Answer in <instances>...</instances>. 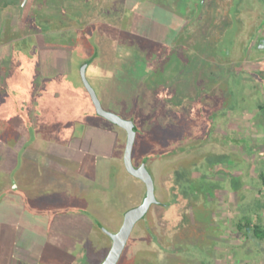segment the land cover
<instances>
[{
  "label": "rangeland",
  "instance_id": "1",
  "mask_svg": "<svg viewBox=\"0 0 264 264\" xmlns=\"http://www.w3.org/2000/svg\"><path fill=\"white\" fill-rule=\"evenodd\" d=\"M152 11L150 12L153 14ZM232 12L240 14L238 17L241 22L234 23L226 37L217 42L219 52L222 53L224 50L230 58L228 67L230 74L224 75L222 71L219 73V69L213 79L218 83L221 94H224L222 96L218 92L215 93L216 101L218 100L217 108L204 104L201 97H196L197 100L183 98L179 91H172L178 94L177 98L182 97L178 102L182 103L181 106L186 108V112L194 113L196 118L191 119L195 120V123L186 119L176 124L175 121L179 120L170 118L169 124L162 129L164 119L157 113L154 125L149 130H144L143 135L138 133L132 160L135 165H140L144 159H148V168L154 178L156 197L158 201L163 202L169 196L167 180L176 176L175 165L179 158L191 159L193 154L199 152L205 154L213 147L217 150L227 149L222 140H219L221 134L227 137V134L222 133L226 129V132H229L226 143L232 141L235 146L240 130L252 146L242 153L244 160L240 165L241 173L248 177L247 182L250 185L251 183L256 185L249 189L241 205L236 196L231 191H227L214 204L215 214L218 217L214 220L209 218L210 212H207L206 208L200 209L201 214L197 219L194 218L193 206H191L189 217L181 222L180 229H175L171 235H167L166 242L160 240L162 237L159 234H156L158 240L152 241V245L149 241L143 240V244L146 241L150 248L155 250L149 258V264H264V240L253 236L244 237L242 232L237 230L234 222L243 209H246L245 211L255 220L260 218L264 222V207L260 206L262 202L264 204V186L256 183L259 182L258 174L264 172V47L260 39L264 33V0H235ZM154 13L159 15L162 11L155 10ZM142 28L148 30L145 25ZM155 40L157 41L152 43V48L156 50L162 48L163 39L159 37ZM77 56V59L82 57L79 53ZM102 58L105 59L103 62L97 60L94 65L91 64L88 74L91 75L92 68L98 66V73L92 83L95 85L101 105L104 109H113L124 116L137 109L135 104L141 97L146 98L138 106L139 110L143 112L150 110L153 101L149 99L152 94L148 89L152 86H155L156 95L166 94L173 98L168 94L170 90L166 93L156 87L158 82L164 79L165 74L171 73L174 79V74L180 68L179 65L181 64V69L184 68L182 66L184 61L182 59L177 61L174 54L163 63L162 53L159 51L154 59L151 56L150 61L139 56L132 59L125 57L123 59L127 58L126 63L123 62L124 60L121 63L114 62L118 66L115 70L110 68L113 57L109 48L105 54H102ZM191 65L192 63L185 65L187 74L192 71ZM74 67L75 71L61 82L62 86L60 83L48 92L50 101L46 98L49 97L46 92L39 94L36 100L29 96L28 91L22 89L19 93L7 90L8 94H0V103L14 102L11 107L0 109V130L3 128L8 130L7 128L16 124L23 126L24 131V135L17 138L15 132L12 133L10 129L4 134L5 136L0 135V152L7 156L11 151L7 146H14L20 148L19 150L38 152L41 157L40 162L29 161L26 168L20 169L12 168L7 161L0 159V175L14 173L18 169L21 171L22 174L14 175L21 184L20 188L14 190L20 203L19 211L23 208L30 212L36 222L40 217L42 223L39 226L52 235L51 244L54 246L51 247L76 250L85 243L87 257L76 256L73 263L97 264L111 247V234L121 225L125 211L142 201L147 187L123 164L126 142L123 128L104 116L98 118L101 122H106L108 128L100 122L97 126L90 125V128L87 126L90 124L89 119L84 122L83 119L90 116V122L93 120L92 123H95L97 116L95 106L87 96L84 83L77 75V66ZM185 76L188 82L183 77L184 81L191 84L192 79L188 75ZM9 80L11 76H6L3 84ZM223 81H226L225 86H222ZM177 98L174 100L176 101ZM25 105L26 108L23 107ZM29 107H34L36 112H29ZM199 110L204 115H201ZM200 117L206 125L203 128L201 120L199 121ZM70 119L73 125L78 126L67 128L64 123L61 130L59 120L70 121ZM52 121L56 127L48 126V122L53 125ZM172 121L181 129L190 126L194 129L192 131L191 128L188 129L186 141L195 140L193 132L200 128V135L204 140L210 139L212 135L210 130L215 129L219 141H212L206 147L197 145L196 152L190 149L192 146H186L182 152L178 147L184 146L185 138L176 139L172 140L171 150L167 155L156 154L162 150L160 139L165 134L166 136L171 134L170 127L175 133ZM176 130L178 133L180 129ZM193 137L195 139H192ZM232 152L237 154L235 149ZM235 157L236 155H233L230 162H234ZM227 160L224 162L230 164ZM193 173L201 174L200 171ZM1 180H4V177H0ZM257 197L262 199L261 203L257 201ZM3 206L0 204V218ZM12 208L15 212L16 209L18 210L17 205ZM162 208L153 204L147 215L141 219V223H145L146 217H149V223L156 226L162 218ZM177 216H174V222ZM17 220L19 218L14 216L13 221L17 222ZM134 232L135 229L131 236ZM131 244L130 237L119 264L124 262L125 255H128L126 262L134 259L139 247L134 248ZM46 260L47 257L42 256L36 264H55L47 263ZM9 261L7 257L0 256V264H9ZM144 261L145 259H142L138 263L147 264ZM20 264L31 263L20 262Z\"/></svg>",
  "mask_w": 264,
  "mask_h": 264
},
{
  "label": "trees",
  "instance_id": "2",
  "mask_svg": "<svg viewBox=\"0 0 264 264\" xmlns=\"http://www.w3.org/2000/svg\"><path fill=\"white\" fill-rule=\"evenodd\" d=\"M234 4L235 0H0V94H8L7 90L19 93L22 89L28 91L29 96L34 100L44 92L49 96L48 92L51 89L59 86L58 84L64 82L65 78L75 71V65L77 75L83 81L81 68L85 66L89 85H85L84 81L83 83L91 104L95 106L97 118L95 123H92L93 120L90 122V116H87L83 119L84 122L89 119L90 124L87 126H97L99 122L103 126H108L106 122H101L98 116H104L118 125L121 124L116 121L117 118L131 122L135 130L134 149L138 133L143 135L144 130H149L154 125L157 113L160 114V118L164 119L162 129L169 124L168 119L170 118L178 119L179 121H175L176 124L186 119L195 123V120H192L195 117L194 113H187L186 108L181 106L182 103L178 102L182 100V97L193 100L201 97L204 104L214 109L217 108L218 100L216 101L215 93L222 94L218 83L213 81L214 76L218 74L219 69V73L222 71L224 75L230 74L228 53L224 50L222 53L219 52L217 42L226 37L234 23L241 22L238 17L240 14L232 12ZM155 10L162 11V13L155 15ZM144 25L148 27V30L142 28ZM159 37L163 39L161 41L163 47L156 50L152 48V43L156 42L155 39ZM108 48L113 57V61L110 62L111 70L118 67L114 62L121 63L125 57L132 59L139 56L150 61L155 58L158 51L162 53L163 63L169 59L171 54L175 55L177 61L182 59L184 68L181 69V64L179 65L180 68L174 74V79L171 73L165 74L164 79L159 81L156 87L166 93L170 90L168 94L173 98L166 94L156 95L155 86H152L148 89L152 96L147 97L153 101L150 110L143 112L138 107L146 97L139 98L135 104L137 109L127 116L113 109H104L95 85L92 83L99 68L98 66L92 68L91 75L88 74V70L95 61L105 60L102 54H105ZM77 53L82 55L80 59H77ZM123 62L126 63L127 58ZM188 63H192V71L189 74L185 69ZM119 68L123 71L121 66ZM185 75L192 79L191 84L184 81ZM6 76H11V80L3 84ZM186 81L188 82L187 79ZM171 84H173L172 87ZM225 85L226 81H223L222 86ZM174 90L179 91L182 97L177 98L178 94L172 92ZM91 91L98 98V104L95 103ZM46 98L48 101L51 100L50 96ZM1 104L0 109L11 107L14 102L2 104L3 107ZM23 107L26 108V105ZM29 108V112H36L34 107ZM70 121L59 120L60 129L62 130L64 123L67 128L78 126ZM199 121L202 122V128L206 126L202 117ZM172 122L175 126V133L170 127L171 134H167L168 136L165 134L160 139L162 150L156 154L167 155L171 150L172 140L176 139L185 138V147L181 145L178 147L182 152L186 146H192L190 149L195 151L197 145L206 147L212 141L219 139L213 129L210 130L212 131L210 139L204 140V137L200 135V128L196 130L197 134L196 131L193 132L196 139L194 137L192 139L195 140L186 141L188 129L191 128V131L194 129L190 124L187 129H181L180 126L174 124V121ZM52 123L53 125L48 122V126L56 127L53 121ZM74 124L79 123L74 122ZM178 128L180 130L177 133ZM226 130L222 133L227 134L228 137L229 132ZM3 132L5 128L0 130V135H3ZM238 133L235 146L232 141L226 143L227 137L221 134L219 140H222L227 149L217 150L213 147L205 154L192 151L195 154L191 159H178L175 165L176 176L169 177L167 180L169 196L165 201L156 203L157 206L163 207L160 223L152 226L149 223V217H146L145 223H141V220L137 223L131 241L134 248L139 247L138 252L134 254L133 260L127 262L125 260L128 255H125L122 264H139L138 262L142 259H145L144 263L149 264V258L155 252L150 245L153 244L152 241L158 240L156 234L161 235L160 240L166 242L167 235H171L175 229H180L181 222L189 217L191 206H193L194 218L197 219L201 214L200 209L206 208L207 212H210L209 218L214 220L218 218L214 204L227 191H231L236 196L240 205L241 202L244 203L247 192L256 184L251 183L250 185L247 182L248 177L241 173L240 165L244 160L242 153L252 146L240 130ZM15 135L18 137L23 134L18 132ZM19 149L17 147L15 152L21 154L23 149ZM234 149L237 150V154L232 152ZM0 153L4 155L2 151ZM232 154L236 155L235 163L230 162L233 159ZM226 160L230 164L224 162ZM140 165L148 168V159H144ZM194 171H200L201 174L195 175ZM258 180L259 182L256 183L264 186V172L258 174ZM257 201L261 203L262 199L257 197ZM260 206L264 207L263 202ZM245 210L243 209L241 215L234 220L237 230L242 232L246 238L253 236L264 240V222L260 218L255 220ZM175 213L178 216L174 222ZM196 236L197 234L194 237ZM143 240L149 241L150 245L146 241L143 244Z\"/></svg>",
  "mask_w": 264,
  "mask_h": 264
},
{
  "label": "crops",
  "instance_id": "3",
  "mask_svg": "<svg viewBox=\"0 0 264 264\" xmlns=\"http://www.w3.org/2000/svg\"><path fill=\"white\" fill-rule=\"evenodd\" d=\"M260 39L263 41L264 47V33L261 35ZM7 129H10L12 133L15 132V134L22 132L24 135L22 126L14 124ZM8 130H5L2 134L4 135ZM7 147L11 150L10 154L6 156L0 153V159H2V161H7L12 168H26L29 161H33L34 163L41 161L38 152L23 149L20 154L15 152L16 147ZM19 169L14 173H6L3 176L0 175V177H4L5 180L0 181V204L4 205L1 209L2 216L0 218V256L7 257L8 261L10 260L9 264H20V262L28 263L26 257L28 256L30 249L34 246L37 247V241L41 238V234H47V232L39 226V224L42 223L39 220L40 217L38 218L37 223L36 219L31 217L30 212H27L23 208L19 211L20 203L17 201V197L14 193V190L21 187L20 182L14 177V175L22 174ZM16 205L18 210L16 209L15 212L12 207H16ZM33 214L37 215L38 213ZM14 216L19 218L17 222L13 221Z\"/></svg>",
  "mask_w": 264,
  "mask_h": 264
},
{
  "label": "water",
  "instance_id": "4",
  "mask_svg": "<svg viewBox=\"0 0 264 264\" xmlns=\"http://www.w3.org/2000/svg\"><path fill=\"white\" fill-rule=\"evenodd\" d=\"M81 75L83 77V81L85 85L88 86L89 82L86 78L85 66H82L81 68ZM91 93L95 103L98 104L99 100L96 97L95 93L93 91H91ZM116 121L120 123L121 126H123L127 130V141H126V148L124 153V161L126 168L130 173L138 176L140 179L144 181L147 187V191L144 199L140 204L130 207L125 211L124 221L120 229L117 232L111 234L113 239L112 247L108 255L101 264H117L130 238L134 226L139 220L143 219L146 216L151 205L155 202H158L155 194L154 178L151 172L145 165L136 167L132 160V151H133V145L135 139L134 125L131 122H128L120 118H117Z\"/></svg>",
  "mask_w": 264,
  "mask_h": 264
},
{
  "label": "flooded vegetation",
  "instance_id": "5",
  "mask_svg": "<svg viewBox=\"0 0 264 264\" xmlns=\"http://www.w3.org/2000/svg\"><path fill=\"white\" fill-rule=\"evenodd\" d=\"M87 78V77H86ZM121 126V125H120ZM107 127V126H106ZM109 127V126H108ZM107 127V128H108ZM123 128V130L125 131V134H126V141H127V130L121 126ZM125 148H126V142H125ZM124 153H125V149H124ZM124 153H123V164L126 168V165H125V161H124ZM132 154H133V151H132ZM135 165V164H134ZM136 167H139L141 165H135ZM127 169V168H126ZM149 169V168H148ZM150 171V170H149ZM142 180V179H141ZM143 181V180H142ZM144 182V181H143ZM146 195V194H145ZM144 195V197H145ZM143 197V199H144ZM142 199V200H143ZM142 202V201H141ZM140 202V203H141ZM139 203V204H140ZM157 202L153 203V204H156ZM152 204V205H153ZM138 205V204H136ZM135 205V206H136ZM151 205V206H152ZM133 207V206H132ZM151 208V207H150ZM148 213V212H147ZM125 214V213H124ZM147 215V214H146ZM124 221V217H123V220H122V223ZM140 221V220H139ZM138 221V222H139ZM137 222V223H138ZM121 223V225H122ZM136 223V225H137ZM121 225L119 226V228L117 230H115V232H117ZM136 225L134 226L133 230L135 229ZM29 229V228H28ZM31 229V228H30ZM113 232V233H115ZM133 233V231H132ZM131 233V234H132ZM52 235H50L48 232L47 234H41V238L37 241V247H33L32 249H30V252L28 253V256L26 257V260L28 263H31V264H36L38 263V259L41 258L42 256H46L47 257V260L46 262L47 263H55V264H74L73 263V259H75L76 256H80V255H84V257H87V252H86V245L85 243H83L81 246H79L76 250H73V249H65V248H59V247H51V246H54L51 244V241H52V238H51ZM131 237V235H130ZM111 238V247H112V243H113V239H112V236L110 237ZM130 239V238H129ZM129 241V240H128ZM128 243V242H127ZM127 245V244H126ZM111 247L106 251V254H105V257L97 264H101L104 259L106 258V256L108 255ZM122 255H123V252H122ZM122 255L119 259V261L122 259ZM118 261V262H119ZM117 262V264H119Z\"/></svg>",
  "mask_w": 264,
  "mask_h": 264
}]
</instances>
